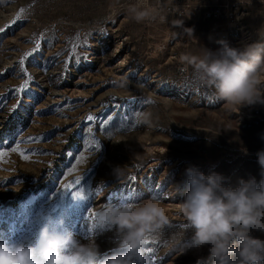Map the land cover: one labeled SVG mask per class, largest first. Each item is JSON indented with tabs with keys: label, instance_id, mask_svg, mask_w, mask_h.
<instances>
[{
	"label": "rangeland",
	"instance_id": "rangeland-1",
	"mask_svg": "<svg viewBox=\"0 0 264 264\" xmlns=\"http://www.w3.org/2000/svg\"><path fill=\"white\" fill-rule=\"evenodd\" d=\"M22 8L21 19L11 23ZM132 9L155 18L137 22ZM5 26L0 101L7 107L0 110V151L8 155L0 158V240L32 239L40 226L51 228L60 220V231L86 240L93 212L154 195L171 225L146 245L152 249L146 264L207 260V248L178 255L179 247H171L182 234L191 236L180 212L185 169L217 172L233 185L249 176L259 181L264 106L237 112L212 90L198 87L182 57L216 52L220 39L232 47L264 39V0H2L0 28ZM41 33L39 51L25 61L34 79L17 96L25 79L18 62ZM74 43L81 44L79 63L69 59ZM17 99L21 106L10 114ZM89 113L98 117L91 134L85 128ZM105 117L111 119L102 125ZM106 128L120 143L112 142ZM13 138L20 151H11ZM91 139L101 142L99 151L88 147ZM81 154L86 159L77 165ZM117 165L125 172L120 180L112 175ZM77 178L87 199L74 200L65 191ZM92 236L103 256L113 254V232L93 229Z\"/></svg>",
	"mask_w": 264,
	"mask_h": 264
},
{
	"label": "clouds",
	"instance_id": "clouds-1",
	"mask_svg": "<svg viewBox=\"0 0 264 264\" xmlns=\"http://www.w3.org/2000/svg\"><path fill=\"white\" fill-rule=\"evenodd\" d=\"M132 11L137 22L155 18L145 11ZM217 43L216 52L204 49L202 57H182L191 66L196 85L212 90L237 112L264 106V39L242 47H232L224 39ZM111 139L120 143L116 135ZM166 151L161 149L162 154ZM257 158L261 179L238 178L235 185L217 172L205 175L196 166L185 169L186 195L180 212L191 236L186 240L182 234L172 243V248L179 247L178 255L207 248L208 259L200 256L196 264L209 260L211 264H264V238L257 235H264V150L258 151ZM124 174L122 166L113 167L117 180ZM160 204L153 195L139 203H108L97 210L93 229L115 236L116 248L110 256L102 255L95 236L85 240L60 231V220L51 228L40 226L32 239L0 240V264H146V245L171 225Z\"/></svg>",
	"mask_w": 264,
	"mask_h": 264
},
{
	"label": "snow or ice",
	"instance_id": "snow-or-ice-1",
	"mask_svg": "<svg viewBox=\"0 0 264 264\" xmlns=\"http://www.w3.org/2000/svg\"><path fill=\"white\" fill-rule=\"evenodd\" d=\"M0 2H2V0H0ZM25 11V9H20V12L17 14V17L11 22V23H15L17 20L21 19V14ZM8 26H5L4 28H0V33H3L6 31ZM101 32H103V30H101ZM43 33L39 34V37H37L34 34L33 40L31 42H33L35 44V48L32 49V51L30 52H26L24 53V55L20 58L19 60V69L20 72L23 74V76L25 77L23 84H21L17 89H15V92L17 94V96H19V94L21 92H23L25 89H27L29 83L34 79L32 77V75L28 72L27 68L25 67V61L27 60L28 57H30L32 55L33 52L39 51L41 44H40V40L43 38ZM76 40L79 41L80 37L79 34H77L76 36ZM84 46H87V41H84ZM81 47V44L79 43H74L72 45V50H71V54L69 59L71 60L72 58H75V62L79 63L80 57L77 55V49ZM85 60L88 59L87 55H85L83 57ZM69 61H65V71H67V65H68ZM21 106V100L17 99V103L12 105L11 108L9 109V113H15ZM5 107H7L6 101H0V110H3ZM98 119V117L92 115L91 113H89L86 117H85V128L87 133L91 134L93 132V128L91 126V122H94ZM111 119V117H105L103 119H101V124L102 125H107V123L109 122V120ZM136 123H139V121H136ZM133 127L135 126V124L132 125ZM119 127H126L125 125L121 124L118 126ZM105 131L107 132V135L109 137H111L112 133L110 131H107V128L105 129ZM3 134L0 133V145H3L4 143V139L2 138ZM34 137H29L28 140H34ZM13 143H15V147H11V151L12 152H17L20 151L19 149V143L20 141L15 140V138H13ZM88 147L92 148L94 147L96 151H99L100 147H101V142L98 139H91L88 141ZM51 154V153H48ZM8 155V152L6 151H0V158L6 157ZM22 158L24 160H28L29 156L24 155L23 153H21ZM86 158L83 156V154H81L77 159H76V164L80 165ZM71 171H75V168H73ZM71 174V173H70ZM132 179H135V177H132ZM73 185L76 186V188H73ZM65 191L66 192H70L72 194V197L74 200H84L87 199V195L85 194L84 188L81 187V180L79 178H77L76 180H74L72 182V184L66 185L65 186ZM157 198V197H156ZM96 217V213L93 212L91 214V219H95ZM94 225V224H93ZM93 235V226L90 227L88 229V237H85L86 239L89 238L90 236ZM149 243V242H148ZM152 249L149 247L146 249V253H151Z\"/></svg>",
	"mask_w": 264,
	"mask_h": 264
}]
</instances>
